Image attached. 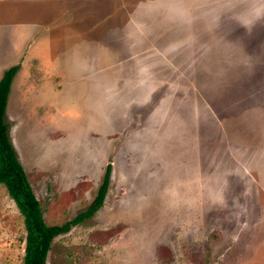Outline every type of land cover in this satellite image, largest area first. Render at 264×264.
<instances>
[{
	"label": "rangeland",
	"instance_id": "rangeland-1",
	"mask_svg": "<svg viewBox=\"0 0 264 264\" xmlns=\"http://www.w3.org/2000/svg\"><path fill=\"white\" fill-rule=\"evenodd\" d=\"M4 121L47 264H264V0H0ZM1 76V75H0ZM25 230L0 184V264Z\"/></svg>",
	"mask_w": 264,
	"mask_h": 264
},
{
	"label": "trees",
	"instance_id": "trees-1",
	"mask_svg": "<svg viewBox=\"0 0 264 264\" xmlns=\"http://www.w3.org/2000/svg\"><path fill=\"white\" fill-rule=\"evenodd\" d=\"M18 68V64L9 67L0 78V184L5 187L22 217L25 230L22 264H47V256L53 239L91 218L103 205L111 165L109 163L106 165L102 182L92 202L84 211L61 224L45 223L42 208L17 159L8 136V124L4 121L10 86Z\"/></svg>",
	"mask_w": 264,
	"mask_h": 264
},
{
	"label": "crops",
	"instance_id": "crops-1",
	"mask_svg": "<svg viewBox=\"0 0 264 264\" xmlns=\"http://www.w3.org/2000/svg\"><path fill=\"white\" fill-rule=\"evenodd\" d=\"M13 66V65H12ZM11 67V66H10ZM9 68V67H8ZM7 68V69H8ZM5 71V70H4ZM3 74V73H2ZM2 74H0L1 76H0V78L2 77ZM16 75V74H15ZM15 77V76H14ZM14 79V78H13ZM12 82H13V80H12ZM12 84V83H11ZM10 89H11V86H10ZM10 93H11V90L9 91V95H8V98H7V100L9 99V96H10ZM8 108V103L6 104V108H5V113H6V109ZM4 116H5V114H4ZM13 146V145H12ZM15 151V150H14ZM16 153V152H15ZM17 156V155H16ZM18 159V158H17ZM19 161V160H18ZM21 164V163H20ZM22 165V164H21ZM23 167V166H22ZM24 169V168H23ZM25 171V170H24ZM26 173V172H25ZM26 176H27V174H26ZM27 179H28V177H27ZM30 184V183H29ZM31 186V185H30Z\"/></svg>",
	"mask_w": 264,
	"mask_h": 264
}]
</instances>
